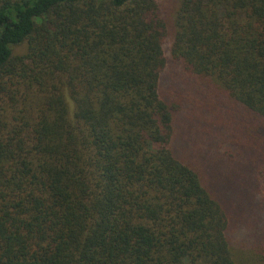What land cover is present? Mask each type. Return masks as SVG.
<instances>
[{
    "label": "trees",
    "instance_id": "16d2710c",
    "mask_svg": "<svg viewBox=\"0 0 264 264\" xmlns=\"http://www.w3.org/2000/svg\"><path fill=\"white\" fill-rule=\"evenodd\" d=\"M168 1L0 0V264H264V0Z\"/></svg>",
    "mask_w": 264,
    "mask_h": 264
},
{
    "label": "rangeland",
    "instance_id": "374dc122",
    "mask_svg": "<svg viewBox=\"0 0 264 264\" xmlns=\"http://www.w3.org/2000/svg\"><path fill=\"white\" fill-rule=\"evenodd\" d=\"M162 1H165V0H162ZM166 1H168V0H166ZM172 5H173V2L171 0H169L168 2L165 3V7L169 8V9H171Z\"/></svg>",
    "mask_w": 264,
    "mask_h": 264
}]
</instances>
